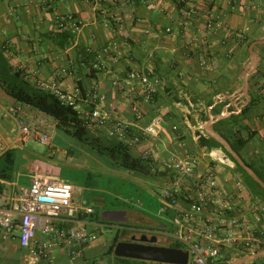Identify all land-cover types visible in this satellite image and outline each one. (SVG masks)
I'll use <instances>...</instances> for the list:
<instances>
[{"label": "crops", "instance_id": "crops-1", "mask_svg": "<svg viewBox=\"0 0 264 264\" xmlns=\"http://www.w3.org/2000/svg\"><path fill=\"white\" fill-rule=\"evenodd\" d=\"M149 3L155 7L148 8ZM208 8L223 20L224 27L204 29ZM69 14L82 25L75 41L61 47L56 41L59 32L56 20ZM261 39H264V0H198L197 3L188 0H0V63L3 60L15 63L17 74L32 84L33 71L51 78L67 67L68 72L62 77L65 88H79L86 94L92 87H98L107 97L105 108L111 114L134 121L133 106L137 105L146 115L142 125L162 115V134H168V139L145 137L144 140L143 137L137 144L142 152H149V148L156 157H168L180 150L182 141L195 144L199 120L206 123L205 131L209 135L207 123L212 115L226 112L222 119H227L246 109L247 115L242 119L245 127L239 135L247 143L239 154L264 180V45L254 48L261 56L256 64L250 51L251 43ZM114 44L121 52L118 61L104 51ZM80 52H84L83 57L79 56ZM203 56L206 63L201 60ZM132 70L164 79L165 84L156 97L148 99L138 81L128 80ZM189 102L202 103L208 109L199 112L193 107L187 116ZM82 105L88 110L93 108L85 101ZM27 106L31 115L56 122L52 116ZM215 124V131L222 135L227 126L216 129ZM58 129L56 126L53 131ZM9 148H14V144ZM206 151L202 149L200 154ZM141 157L146 158V153ZM24 167L26 172L17 173L23 180L0 178L6 186L0 194V207L9 204L16 185L29 184L33 173L60 177L59 170L46 173L47 168H56L38 159ZM215 168L223 188L229 192L236 190L234 177L242 178V175L225 165L218 164ZM245 194L251 197L246 186ZM90 216L94 213L81 214L80 219L94 225L84 220ZM135 218L151 222L145 215L137 214ZM107 221L117 229L111 238L103 234L95 238L77 258L70 257L66 249L57 248L40 264H151V261L115 254L118 242L133 241V236L143 235L149 239L156 235L160 246L187 251L172 238H166L168 225L162 221H155L153 228L137 229L135 234L128 232L126 222ZM24 252L17 237L5 238L0 233V264H21Z\"/></svg>", "mask_w": 264, "mask_h": 264}, {"label": "built area", "instance_id": "built-area-1", "mask_svg": "<svg viewBox=\"0 0 264 264\" xmlns=\"http://www.w3.org/2000/svg\"><path fill=\"white\" fill-rule=\"evenodd\" d=\"M188 1L197 3L198 0ZM154 7L153 3L148 4V8ZM81 25V21L71 14L59 16L56 20L59 32L70 30L76 34ZM203 27L206 30L224 27V22L208 8ZM104 51L112 60H119L121 52L117 45H109ZM201 60L207 62L205 56ZM67 72L68 68L63 67L53 77L44 78L38 71H33L35 86L77 111L88 128H106L110 138L131 148L141 143L143 137L161 135L164 129L162 115H156L144 125L146 115L137 105L133 106L134 121L113 115L105 108L107 97L98 87H92L86 94L79 88H65L62 77ZM128 80L138 81L148 99L158 94L165 84L158 75L139 70L130 71ZM82 101L93 108H84ZM187 107V116L193 107L199 112L208 109L202 103L192 102ZM4 117L15 124V130H8L9 133L15 131L16 134L14 137L8 134L7 139L0 135V157L18 141L25 143L34 138L49 144L57 126V121L31 115L28 106L21 102L2 106L0 118ZM205 125L203 120L197 122L196 142L201 135H207ZM193 149L190 143L182 141L180 150L170 156L154 157L157 165L153 171L164 173L167 178L161 198L175 210L173 230L167 232L168 236L188 251V264H225L229 259L257 253L264 245V202L246 196L244 181L238 175L234 177L236 190L229 192L223 188L216 165L236 168V163L223 148H212L203 154L194 153ZM29 179L28 185H16L9 204L0 207V233L5 238L17 237L25 251L22 264H40L57 248L66 249L72 258L82 255L84 248L95 240V234L80 215L93 214L94 207L76 205L75 185L58 175L33 173ZM255 264H264V261Z\"/></svg>", "mask_w": 264, "mask_h": 264}, {"label": "rangeland", "instance_id": "rangeland-1", "mask_svg": "<svg viewBox=\"0 0 264 264\" xmlns=\"http://www.w3.org/2000/svg\"><path fill=\"white\" fill-rule=\"evenodd\" d=\"M14 64L7 60L0 63V108L18 102L8 90L23 88L33 92L38 89L34 81L32 84L27 78L17 74ZM11 129L15 130V124L6 117L0 118V135L3 138L7 139L8 134L15 136V131L9 133L8 130ZM162 133L156 140L164 137L168 139V134L163 136ZM51 136L49 144H43L34 138L25 143L15 142L16 165L13 179L20 180L21 177H17V173L26 172L24 164L34 159L55 167L56 170L47 168L45 172L52 174L53 171L59 170L61 179L75 185L76 205H91L95 208L94 216L84 218L94 223L87 226L94 232L95 238L102 237L103 234L109 239L116 234L117 229L110 226L103 217L107 210L126 211L129 221L125 224L129 228L128 232L132 234L138 233L137 229L155 227V221H162L168 225V231L173 230L175 210L161 198L163 188L167 184L166 174L153 171L157 164L149 148V152H142L139 146L135 145L129 150L136 161H141L134 164L130 157L125 160L119 152H111L109 147L113 146L116 140L108 136L106 128L90 129L82 139L61 129L53 131ZM146 138L144 137V140ZM154 148L157 149V146ZM143 153L147 155L144 159L141 157ZM137 214L147 216L151 222L145 223L135 218ZM166 238L171 239L169 236Z\"/></svg>", "mask_w": 264, "mask_h": 264}, {"label": "trees", "instance_id": "trees-1", "mask_svg": "<svg viewBox=\"0 0 264 264\" xmlns=\"http://www.w3.org/2000/svg\"><path fill=\"white\" fill-rule=\"evenodd\" d=\"M56 38H58L57 44L61 47L69 46L75 41V33L70 30L63 32H58ZM84 52H80L79 56L83 57ZM86 56V55H85ZM84 59V58H83ZM13 97L17 99L18 102L24 103L26 105L32 106L50 116H52L57 121V127L69 134L82 139L85 135L88 134L90 128H88L84 121L79 117L77 111L73 110L71 107L64 106L60 103L57 97L49 92H44L39 89H36L33 92L27 91L26 89H10L7 91ZM156 94L154 97H156ZM247 115V110L243 109L242 112L237 116H232L227 119H222L218 121L215 126L218 129L219 126L225 125L226 130L221 132L232 144L234 150L238 153L246 145L247 139H244L239 135L240 129L244 128L243 117ZM234 137V140L231 141V138ZM116 142L113 146L109 147L111 152H119L126 159L129 157L133 160L134 164H139L140 160H135L131 154L128 145L124 142L115 139ZM194 149V153L200 154L202 149L210 150L212 148H223V150L228 154V156L236 163L235 171L242 175L244 184L248 189L250 196L253 200H260L264 202V188L253 179V177L232 157V155L225 149V147L214 139L211 135H201L195 144L190 143ZM133 148V147H132ZM140 161V162H139ZM125 164L128 163L125 161ZM249 166L253 168L251 163H248ZM16 165V154L14 148H9L1 157H0V178L8 181H12L14 178V171ZM259 175L260 173L257 172ZM6 186L0 182V194L4 193ZM116 241H118V236H116ZM111 251H113V247ZM264 249V245H261L260 250ZM264 258V257H263ZM263 258L256 259L253 263L264 261ZM230 259L225 262L228 264Z\"/></svg>", "mask_w": 264, "mask_h": 264}, {"label": "water", "instance_id": "water-1", "mask_svg": "<svg viewBox=\"0 0 264 264\" xmlns=\"http://www.w3.org/2000/svg\"><path fill=\"white\" fill-rule=\"evenodd\" d=\"M264 45V39L256 40L251 43L250 51L253 54L254 64L258 63L261 56L254 50L257 45ZM226 112L219 115H212L207 123V131L214 139L220 142L232 157L264 188V180L249 166L242 156L234 150L230 141L223 135L217 133L214 124L226 116ZM106 220L113 222H127L128 217L124 210H107L103 213ZM133 241H120L115 247V254L121 257H129L151 261V264H188L189 253L180 248L167 247L158 245V237L155 235L149 239L143 235L138 241L136 236L132 237ZM264 257V249L255 254L234 259L228 264H246L254 262L256 259Z\"/></svg>", "mask_w": 264, "mask_h": 264}, {"label": "flooded vegetation", "instance_id": "flooded-vegetation-1", "mask_svg": "<svg viewBox=\"0 0 264 264\" xmlns=\"http://www.w3.org/2000/svg\"><path fill=\"white\" fill-rule=\"evenodd\" d=\"M136 238H137V240L139 241L141 237H139V236H136ZM129 240H131V239H129Z\"/></svg>", "mask_w": 264, "mask_h": 264}]
</instances>
